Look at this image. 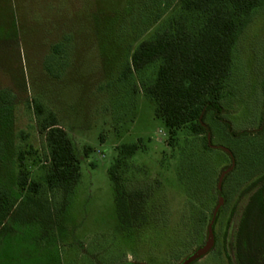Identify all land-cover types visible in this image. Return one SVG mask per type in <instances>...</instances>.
I'll list each match as a JSON object with an SVG mask.
<instances>
[{
	"label": "rangeland",
	"instance_id": "1",
	"mask_svg": "<svg viewBox=\"0 0 264 264\" xmlns=\"http://www.w3.org/2000/svg\"><path fill=\"white\" fill-rule=\"evenodd\" d=\"M178 6L0 0V188L23 204L0 230V264H180L205 244L212 213L225 203L216 180L233 162L231 177L242 185L227 183L216 244L191 264H264V221L251 219L240 239L250 198L264 184L256 182L264 174V7L238 42L223 109L206 119L214 146L206 149L187 127L170 140L143 92L151 69L125 74L139 42ZM34 101L57 114L79 155L80 180L70 194L45 187L49 147ZM125 143L140 149L121 188L144 195L145 214L131 225L120 219L109 174ZM21 150H32L30 177L42 184L34 200L17 186Z\"/></svg>",
	"mask_w": 264,
	"mask_h": 264
},
{
	"label": "trees",
	"instance_id": "2",
	"mask_svg": "<svg viewBox=\"0 0 264 264\" xmlns=\"http://www.w3.org/2000/svg\"><path fill=\"white\" fill-rule=\"evenodd\" d=\"M263 7L264 0H179L178 9L136 46L125 74L137 72L143 76L151 69L150 77L142 79L143 92L155 103V116L163 121L170 140L177 138L179 131L187 127L192 134L203 139L206 149L214 148L211 128L206 119L212 113L217 117L219 110L223 109L221 102L233 75L238 42L254 13ZM34 108L37 123L45 132L49 147L45 187L70 194L80 180V158L74 143L54 111L45 109L37 101H34ZM139 149L138 143L123 144L116 161L109 168L123 224L127 222L131 225L140 218V214L141 217L145 214L143 192L123 191L121 188L129 159ZM226 152L234 161V154L229 150ZM29 154H32V150H21L18 154L17 186L22 198L34 200L33 194L40 192L42 184L30 177L26 162ZM37 160L31 166H37ZM233 163L232 169L224 176L221 188L220 178L216 180L217 197H224L225 203L215 216L213 229L227 207V183L242 185L231 177L236 168ZM260 177L256 182L264 183V174ZM42 206L49 210L46 204ZM22 210V202L20 204L18 199L13 198L7 189L0 188V230L6 228L12 213ZM213 217L214 212L210 221ZM251 219L264 221V184L250 198L242 220L240 239L248 235Z\"/></svg>",
	"mask_w": 264,
	"mask_h": 264
},
{
	"label": "water",
	"instance_id": "3",
	"mask_svg": "<svg viewBox=\"0 0 264 264\" xmlns=\"http://www.w3.org/2000/svg\"><path fill=\"white\" fill-rule=\"evenodd\" d=\"M232 169V167L224 170L220 176V180H219V187H222V182L224 179V176ZM223 203V199H220V203L217 205L215 211H214V217L212 219V221L209 224L208 227V238L205 242V244L203 246H201L200 248H198L194 253H192L188 258H186L182 264H191L199 259H201L202 257H204L206 254H208L215 246V233H214V229H213V224H214V220H215V216L219 210V208L221 207Z\"/></svg>",
	"mask_w": 264,
	"mask_h": 264
}]
</instances>
